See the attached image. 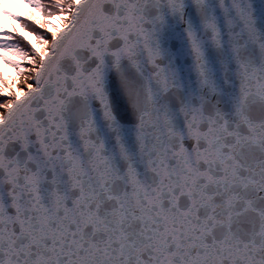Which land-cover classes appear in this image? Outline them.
Returning <instances> with one entry per match:
<instances>
[{
	"label": "snow or ice",
	"instance_id": "6c2138e0",
	"mask_svg": "<svg viewBox=\"0 0 264 264\" xmlns=\"http://www.w3.org/2000/svg\"><path fill=\"white\" fill-rule=\"evenodd\" d=\"M16 3L0 264H264V0Z\"/></svg>",
	"mask_w": 264,
	"mask_h": 264
},
{
	"label": "trees",
	"instance_id": "16d2710c",
	"mask_svg": "<svg viewBox=\"0 0 264 264\" xmlns=\"http://www.w3.org/2000/svg\"><path fill=\"white\" fill-rule=\"evenodd\" d=\"M29 11H30L29 8L21 7L19 4H17V7L15 8V12H17V13H21V12L22 13H28ZM22 22L26 23V24L28 23L26 20H23ZM12 27H14L13 24H11V23L6 24L5 25V31H10ZM28 27H29V29H31L33 31H39L38 29L34 28L33 25H31V24H28ZM17 34H19L18 31H17ZM18 42L21 43L22 46H24L23 41H18ZM0 68H3L4 72L7 75H10V76L13 75V73L7 67L0 65Z\"/></svg>",
	"mask_w": 264,
	"mask_h": 264
},
{
	"label": "rangeland",
	"instance_id": "374dc122",
	"mask_svg": "<svg viewBox=\"0 0 264 264\" xmlns=\"http://www.w3.org/2000/svg\"><path fill=\"white\" fill-rule=\"evenodd\" d=\"M10 3H11V6H12V10L15 11V8L17 7V3H16V0H10ZM8 23H14L12 21H8L7 18H4V27L6 24ZM19 31V29H17Z\"/></svg>",
	"mask_w": 264,
	"mask_h": 264
},
{
	"label": "water",
	"instance_id": "95a60500",
	"mask_svg": "<svg viewBox=\"0 0 264 264\" xmlns=\"http://www.w3.org/2000/svg\"><path fill=\"white\" fill-rule=\"evenodd\" d=\"M14 27H15V23H13ZM18 29V28H17Z\"/></svg>",
	"mask_w": 264,
	"mask_h": 264
}]
</instances>
